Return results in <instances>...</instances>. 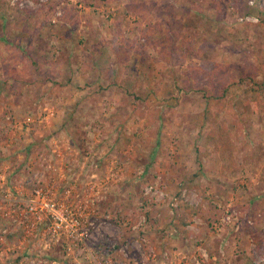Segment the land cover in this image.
Here are the masks:
<instances>
[{"label": "rangeland", "instance_id": "1", "mask_svg": "<svg viewBox=\"0 0 264 264\" xmlns=\"http://www.w3.org/2000/svg\"><path fill=\"white\" fill-rule=\"evenodd\" d=\"M245 1L0 0V264H264V11L239 23ZM38 189L58 240L49 214L26 233Z\"/></svg>", "mask_w": 264, "mask_h": 264}, {"label": "built area", "instance_id": "2", "mask_svg": "<svg viewBox=\"0 0 264 264\" xmlns=\"http://www.w3.org/2000/svg\"><path fill=\"white\" fill-rule=\"evenodd\" d=\"M246 2L248 7L251 8V13L238 17L237 21L241 24H258L260 21L259 17L257 14H253V11H260L264 6V0H246ZM78 7L81 8V5ZM56 15L60 16L61 14L58 12ZM52 23H55V20H53ZM2 181L3 178L0 175V183ZM31 196L32 197L27 201L26 210H24V214L28 215L26 233L31 234L33 230L42 223L44 216L49 214L54 220L55 225V228H53L54 235L52 236L58 240L60 237L59 224L66 221L65 218L67 217L62 210L63 205H56L52 199L48 197V192L42 191L41 189L34 190ZM5 197L9 199L10 193L8 191ZM14 212H16V210L13 211V213ZM68 250H70V248H68Z\"/></svg>", "mask_w": 264, "mask_h": 264}, {"label": "trees", "instance_id": "3", "mask_svg": "<svg viewBox=\"0 0 264 264\" xmlns=\"http://www.w3.org/2000/svg\"><path fill=\"white\" fill-rule=\"evenodd\" d=\"M232 1H233V0H232ZM244 6H245V9L247 10V11H245V14H246V15H247V14H250V12H251V8L248 7L246 1L244 2ZM218 8L221 10L223 7L220 5ZM262 11H264V6H263V8L260 10V12H262ZM260 21H261V20H260ZM2 37H3V40H4V42H5V44H6L7 46H10V44H12L9 40H7V39L5 38V32H2ZM118 53H119V50H117V55H118ZM196 70L199 72L200 75H202V73H204L203 75H205V74L207 73V71L205 72V70H204L203 68H201V67L197 68ZM246 79L249 80V88H248V90H247V93H248V94H259V97L261 98V97H262L261 92L264 91V80H263L262 82H258L257 80L252 79V78H246ZM243 80H244V79H243ZM235 84H236V83H235ZM239 84H240V85L243 84L242 79L240 80ZM236 85H237V84H236ZM128 93H129L130 95H132L129 91H128ZM134 97H135V99H140V98H137V96H134Z\"/></svg>", "mask_w": 264, "mask_h": 264}, {"label": "crops", "instance_id": "4", "mask_svg": "<svg viewBox=\"0 0 264 264\" xmlns=\"http://www.w3.org/2000/svg\"><path fill=\"white\" fill-rule=\"evenodd\" d=\"M152 1H154V0H150V2H152ZM8 26V28H9V25H7ZM7 26H6V28H5V31H7V33H8V28H7ZM25 27H27V25H24ZM21 27H23V26H21V24H19V26H18V28H16L18 31H19V33H20V36L19 35H17L16 37H15V39H17V37L19 38V40L21 39L22 41L24 40V38H23V35H22V31H24V29L23 28H21ZM0 29H3V27L1 26V28ZM2 36V35H1ZM12 39V38H11ZM38 38H34V40L32 41V44H33V42L34 41H36ZM3 42H4V40H3V37H0V47L2 48V46H1V44H3ZM5 43V42H4ZM6 45V44H5ZM3 49H4V46H3ZM2 63L5 65V66H7L8 65V60H7V57L5 58V59H1L0 58V64H1V67H2V70H1V72L3 73L5 70L3 69L4 68V65H2ZM52 63H55L54 64V66H52V69H55L56 67L58 68H60V65H61V63L63 64V66H65V70H67L68 69V67H67V64H66V61H59V60H57V59H55V60H53V62ZM79 66L81 67H85V62L84 61H77L76 62V64L73 66V72H78V74L80 75L81 74V69L79 68ZM16 68H18L17 66H16ZM79 68V69H78ZM0 75H1V73H0ZM4 94H7L6 92L4 93ZM6 98V97H5ZM4 102H5V100H4ZM2 103V102H1ZM0 103V104H1ZM9 104H10V102H9ZM5 105H7V104H5Z\"/></svg>", "mask_w": 264, "mask_h": 264}]
</instances>
